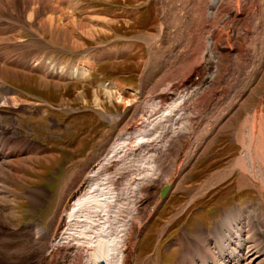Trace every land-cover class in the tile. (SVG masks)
I'll return each instance as SVG.
<instances>
[{
  "label": "rangeland",
  "instance_id": "rangeland-1",
  "mask_svg": "<svg viewBox=\"0 0 264 264\" xmlns=\"http://www.w3.org/2000/svg\"><path fill=\"white\" fill-rule=\"evenodd\" d=\"M59 1L55 0V3L64 7L65 14L49 12L50 17L59 26L75 32L80 45L77 48L69 40L63 43L57 39L56 33L48 34V41H43L23 26L7 32V36L11 33L14 42L7 46V55L22 60L23 64L29 61L35 68L28 72L25 65L24 68L18 67L19 72L32 73V78L28 75L21 76L19 80L11 76L7 78L9 85L15 91L16 87L18 89V107L0 109V127L7 128L9 134L12 132L17 137L30 139L23 142V149L21 140H18L21 145L18 147L23 151L19 149L15 155L6 156L0 165V264H93V255L88 252L91 245L87 244V233L89 229L99 227L93 223L98 220L96 216L99 219L101 216L114 218L115 223L122 218L121 215L138 217L143 208L149 211L161 183L171 179L175 182L170 196L153 216L150 215L151 220L149 218L150 221L145 222L141 242L139 239L137 244L136 264L143 261V264H176L181 256V247L174 245V249L169 248L172 240L180 238L186 227L192 233L204 228L201 220L214 228L216 220L228 212H234L239 221L251 217L250 220H256L255 225L264 233L263 218L253 207L259 206L264 212V193L259 186L264 184L261 175L264 173V122L258 118L259 110L264 108V21L259 35L250 33L255 36L246 39L252 42L245 41L247 49L255 45L258 50L257 67L249 68V73L243 70L245 79L241 75L237 85L215 93L213 103L207 108L191 103L190 97L186 99L184 105L194 109L186 110L192 115L190 120L193 124L184 125L185 122L178 120L180 113L176 110L179 107L169 115L170 105L178 99L176 96L188 95L186 92H192V88L181 89L183 91L176 95L172 93L163 108L156 109L140 123L147 112L148 102L157 96L164 79L173 71L172 76L178 75L177 51L184 49L185 42L192 40L190 30L195 28V23L192 22L193 26L190 16L200 13V7L193 13L196 0ZM13 3L7 0L6 5L12 8ZM15 8L34 27L49 15L41 9L36 13L31 8L24 12L20 2L15 4ZM140 11H143L141 15ZM73 19L80 20L83 27H74ZM13 22L21 24L17 19ZM130 43L135 45V52L125 59L129 47H132ZM118 44L122 48L120 57L116 55L112 59L100 60L93 67L96 69L90 71L91 75H82L83 78L72 75L75 66L86 67L89 53H99L101 47L105 52H118ZM3 61L7 67H13L7 60ZM37 67L47 68L43 71ZM244 73H251L252 77L246 78ZM42 79L50 84L41 82ZM195 79L197 84L194 87H198L201 93L203 81H199L198 76ZM225 80L223 85L227 82ZM106 81L114 84L116 92L105 91L100 84ZM241 82L248 83L247 88ZM220 96L224 105L221 106L220 101L217 108L214 104ZM199 116L208 118L199 123ZM136 135L143 138L137 141L141 145L132 143L136 142ZM124 137L129 138L127 145L114 150V144ZM177 144H182V148L179 149ZM9 161H14L15 165ZM238 165H245L247 172ZM224 173L232 176L230 186L203 197L210 187H214H208L207 181ZM204 187L208 188L203 190ZM85 193L90 196L87 199L90 205L84 203L85 207L81 205L72 213L74 223L80 221L73 231L72 240L67 236L70 233L65 231L69 211L74 203L84 202L81 198ZM100 193L106 199L105 206L100 204L103 209L96 203ZM190 199H194L192 207L178 216ZM209 202L210 206L203 209L202 204ZM230 207L232 209L227 210ZM85 221L93 223V226L84 229ZM114 226L111 230L115 238L111 236L110 239L116 243L120 238L116 232L120 228L116 224ZM163 228H168L165 232L170 235L162 248L158 245L157 235H162ZM98 260V264L104 261L102 258Z\"/></svg>",
  "mask_w": 264,
  "mask_h": 264
},
{
  "label": "bare ground",
  "instance_id": "bare-ground-1",
  "mask_svg": "<svg viewBox=\"0 0 264 264\" xmlns=\"http://www.w3.org/2000/svg\"><path fill=\"white\" fill-rule=\"evenodd\" d=\"M10 1L14 2L12 4V8H9L6 5L7 0H0V109L7 107V106L10 108L18 107V100L16 97V91L14 88H12L11 85H9L7 78H10V76H11V77H14L15 79L19 80L21 78V76L25 77L26 75H28L29 78H32V76H33L32 73L29 74L26 72L25 73L19 72L18 67L20 68V66L25 65V68L29 69L28 72L32 71L33 68L35 67L29 61L24 60L25 62L23 64L22 60H20V59L18 60V58L13 59L7 55V53H6L7 46H10V44L14 43L12 41V38L10 37L11 33H10V36H7V34H8L7 32H9L11 29L13 31V28H16L17 26H23V28H25L29 32L33 33L35 35V37L39 40L48 41L47 35L52 34V33L53 34L56 33L57 39L62 40L63 43H65V41L69 40L71 43H73L74 47L77 48L78 46H80V45H78L79 43L77 44L78 41L76 40L74 31H69L64 27L59 26L58 23L56 24V21H54L50 17L49 12H52V13H59L60 12V13L65 14L64 7H59L58 3H55V0H10ZM18 2L23 4V11L24 12H26L29 8H31L32 11H35L34 13L39 12L38 9H41L44 13L49 14L48 18L43 19L42 21H40L38 23V25H36L34 27L31 23H28L26 21L27 19L25 20L24 17H22V15H20L17 12V10L15 8V4H17ZM56 2H57V0H56ZM58 2L60 3L59 0H58ZM63 4H64V2H63ZM61 5H62V3L60 4V6ZM194 6H195V8L193 9V11H194L193 13H196V10L199 7H200V13L197 12L198 15L192 14L190 16V18L192 20L191 23L192 22L195 23V28H193V30L192 29L190 30V31H192L191 32L192 34L190 35L193 37L192 40L190 41L188 39L189 43L185 42L186 44L188 43V45L186 46V44H185V46H184L185 48L182 46L184 49L181 48L177 51V53H178L177 57L179 58L178 59L179 60L178 61L179 68L176 70V73L178 75L172 76L174 71H173V73H170V74L168 73L169 75L164 79L165 83H164L163 87L160 89V91L157 92L158 93L157 96L153 97L148 102V105H147L148 109H146L147 112L144 113L143 117H141V119H142L141 121H140V119L138 120V121H140V123L142 121L144 122V119L146 120L148 117H150L149 115L153 111H155L156 109L163 108L165 106V104L168 102V100L171 98L170 95L172 93H174V95H176V93L183 91L181 89L186 90L187 88H192L193 89L192 92L191 91L186 92V93H189L188 94L189 96L187 94H184L185 96H182V97H180L181 96L180 94L176 96L178 99L177 100L175 99L176 101H173L172 105H170L169 115L170 116L172 115V112L174 111L173 109H175L176 107L177 108L179 107L178 110H176V112L180 113V116L178 115L179 116L178 120L185 122L184 125L185 124L189 125L188 124L189 122L193 124V121L190 120L192 115L189 113H186V110L189 108V107H186V105H184V104H186V99L188 100L191 98V103L193 102V104L196 103V105H199V106L202 105L204 108L205 107L207 108L209 105H211L213 103L212 100H214L215 93H217V94L221 93L219 90L230 89V88H232V86L237 85V83L239 82L238 79L242 75L243 70L248 71L249 68L252 69L253 66L257 65V63H256V62H258L257 59L259 60V58L257 57V55H259L258 50L256 47H254L255 46L254 45L253 47H249V48H253V49L250 50L248 48L250 50V51H248V49L246 48V45H245V41L246 42L251 41V40L246 39V37H248V36L249 37L253 36L250 33L259 35V31H260V29H262L261 25H262V22L264 21L263 20L264 19V16H263V11H264L263 0H196ZM16 19L19 21V23L21 22L20 25H17L13 22ZM58 19H60L59 16H58ZM254 19H256V22L253 21ZM251 21L254 22V23H252V25L250 23ZM72 23L74 24V27H76L77 29H81L83 27V23H81L80 20L73 19ZM194 23H192L193 26H194ZM41 29H42V31H41ZM188 29H190V28H188ZM190 31H189V33H190ZM92 34H93V32L91 33V35ZM208 38H211V39H208ZM243 38H244V40H243ZM250 38H252V37H250ZM149 41H151V40H149ZM11 42H13V43H11ZM3 60H7L9 62V64L11 65V67L12 66L13 67L12 68L7 67L5 65V63H3L4 62ZM175 65L177 66V64H175ZM23 68H24V66H23ZM76 72H77L76 75H81V73L84 72V70H82L81 72L80 71H76ZM248 73H249V71H248ZM252 73H253V71H252ZM244 74H246V73H244ZM250 75H251V73H250ZM250 75L246 74V76H247L246 78H251L252 75H251V77H248ZM197 76L199 77V81L200 80L203 81V89H201V91L202 90L203 91L201 93H200V90L198 89V87H196V88L194 87V85L197 84V82H195V80H196L195 77H197ZM243 76H245V75H242V78H243ZM189 79H191V81ZM244 79L245 78H243V80ZM224 80L227 81L225 83L226 85L225 84L223 85ZM247 80H245V81H247ZM202 81H201V83H202ZM41 82H44L45 84H48V85L50 84L49 82H46L43 79L41 80ZM248 83H246V84H248ZM158 84H159V82H158ZM241 84H244L246 86L245 83L241 82ZM241 84H239V85H241ZM255 86L258 87V85H255ZM257 87H254V89L255 88L257 89ZM246 88H247V86H246ZM190 93H192V94H190ZM221 100H222V98L220 96L218 98V101H216V103L214 104V106L217 107L220 104L219 102ZM201 102H203V103H201ZM182 104L184 106H182ZM222 105H224V104L221 101V106ZM180 106H182V107H180ZM190 108L188 110H190ZM191 109H193V108H191ZM258 113H259L258 118H259V120H262V123H263L264 122V108H261ZM170 116H168V117H170ZM194 116L195 115H193V118H194ZM207 118H208V116H199L197 118V120L199 123H201L202 121H204V119H207ZM193 120L195 121V119H193ZM180 121H179V123H181ZM194 123H196V122H194ZM182 125H183V123H182ZM142 126L145 127L144 124ZM138 127H139V125H138ZM143 127H141V128H143ZM253 133H256V132L253 131ZM131 137H133V135H131ZM8 138H10V141L12 144L16 142V138H14V135H9V134H6L4 131H2V132L0 131V165L3 163L2 162L3 156H7L8 154L9 155L10 154L15 155L18 152V150L21 149L20 148L21 145H19L20 147L15 145L14 148L17 146L18 149H14L13 147H10V149H14V150H12L11 152H8V150L6 149V145H4V141L7 140ZM129 138H130V136H129ZM129 138L124 137V139H121L122 143L118 142L115 145L118 146L119 148H120V146L123 147V145H127L126 142ZM250 138H252V137H250ZM3 139H4V141H3ZM131 139L132 138H130V140ZM141 139H143V138H140L139 136L136 135V137H135L136 142L132 141V143H137V141L141 140ZM249 142H251V141H249ZM253 143H255V142H253ZM129 144H130V142H129ZM138 144H140V143H137V145ZM177 145H179V146H177L179 149L182 148V144H177ZM116 146L113 148L114 150H116ZM252 146H254V145H252ZM22 149H23V145H22ZM24 149H25V147H24ZM114 150H112V151H114ZM18 154H20V152ZM255 154H256V152H255ZM109 158H110V156H109ZM13 162L14 161H12L10 163H13ZM111 162H112V159L109 163H111ZM243 162L241 160V163H243ZM245 165H246V162H245ZM238 166H241V165H238ZM244 166L243 167L241 166V167L243 168V170L245 172H247L248 168H246ZM263 171H264V169H263ZM175 174H177V173H175ZM261 175L264 178V173H262ZM169 181L172 182L173 186H174L175 180L171 179ZM259 186H261L262 191L264 193V184H260ZM206 188H208V187H204L203 190H205ZM203 190H202V192H203ZM86 195H87V197H86ZM83 196H85V197H82L83 199L81 198V200L84 202L80 201V202H82V204L80 203L79 205H78V203H76L77 205L74 203V205L71 207V209L69 211L68 222H67V226H66L67 229L65 228L66 229L65 231L70 233L69 235H67V234L66 235L69 237H72V240H74V234H75V232H73V231L76 229L77 225L80 223L79 220H77L74 223L73 219H71L72 213L74 214L75 209L81 205H82V207L83 206L85 207L86 206L85 204L90 205V201H87V199L90 198L89 194L85 193V195H83ZM94 196H92V197H94ZM95 198H96V196H95ZM263 200H264V198H263ZM147 201H149V200H147ZM97 202L99 205L100 204L104 205L106 202L105 196L100 193V199H97L96 203ZM141 203H144V200L141 201ZM103 205H100V209H103ZM159 205H160V202L155 200L154 202H151V204L149 206L150 207L149 211H146V210L144 211V208L143 209L141 208L142 210L140 211V214L138 217H136L135 215H133V216L132 215H130V216L125 215V217L123 215H121L122 218L120 220H116L117 221L116 223H115L114 218L112 220V219H108V218L106 219L103 216H101L102 218H100V219H102V220L99 221L100 219L96 216V218L98 220L97 221L94 220L93 223L94 224L96 223L97 224L96 226H99V227H95V228L93 227L94 230L89 229L88 233L86 232L88 234V237H89L87 244L92 246V247L90 246L91 249L88 250V252L90 251V253H92L91 255H93L91 257L93 264H98V262H99L98 259H101V258L104 259V261H107V264H136L137 241H138V239H139V237L143 231V227L145 225V222H147V220L150 218V215L154 214V212L157 210ZM253 207H254V211L257 212V214H258V212L261 214L260 216H262L261 218H263V221H264V212L260 210L259 206L256 207L254 205ZM84 211H86V210H84ZM82 212H83V210H82ZM103 213H105V212H103ZM257 214H256V216H258ZM235 215L236 214H234V212H228L224 216V219L227 222V232L223 233V232H219L217 230L215 231L214 235H217L216 240H217L218 245L213 246V247L211 245H207V246L199 247V248L198 247L197 248H183L181 251V256H180V258H178L179 260H177L176 264H264V233L260 232V230L258 229L259 226L257 227V225H255L254 221H256V220L252 221V219L250 220V218H251L250 217L249 219H242L239 221L237 218H235L236 217ZM261 218L260 219L258 218V219L261 220ZM94 219H95V217H94ZM81 221H82V219H81ZM87 221H89V220H87ZM87 221H85V223H84V226H85L84 229L88 228L89 225L93 226V223L91 224L90 222H87ZM258 222L260 223V221H258ZM115 224L117 225L118 228H120V229H118V232H116L117 236H120V238L116 240V243H118V245L114 242V240L110 239L111 236H114L113 235L114 232H113V230H111V228H112V226L114 228ZM82 227L83 226H81V228ZM102 227H104V228H102ZM263 227H264V223H263ZM97 230L100 232L99 235L97 234V233H99ZM104 230H106V231H104ZM92 233H93V236H92ZM103 233H105L104 238L101 237L103 235ZM38 234H40V230H39ZM55 235L56 234H54V237H55ZM66 235H65V237H66ZM114 238H115V236H114ZM47 240H49V239H47ZM89 240L90 241L92 240V242H89ZM104 240L106 242H104ZM51 241H49V242H51ZM52 243L53 242H51V244ZM112 249H114V250L112 251ZM44 252H45V250H44ZM80 259H84V258H80ZM75 261H78V260H75ZM79 262H81V261H79ZM48 263H49V261H48ZM71 264H73V263H71Z\"/></svg>",
  "mask_w": 264,
  "mask_h": 264
},
{
  "label": "crops",
  "instance_id": "crops-1",
  "mask_svg": "<svg viewBox=\"0 0 264 264\" xmlns=\"http://www.w3.org/2000/svg\"><path fill=\"white\" fill-rule=\"evenodd\" d=\"M235 169L236 168H234L231 171H234ZM221 170H223V169H221ZM228 178H230V176L228 177L225 173L222 174V175L221 174H218L217 176L215 175L214 179H212L210 181H207L208 182V187H210V186H214V187L218 186V185L222 184L223 182H225Z\"/></svg>",
  "mask_w": 264,
  "mask_h": 264
},
{
  "label": "water",
  "instance_id": "water-1",
  "mask_svg": "<svg viewBox=\"0 0 264 264\" xmlns=\"http://www.w3.org/2000/svg\"><path fill=\"white\" fill-rule=\"evenodd\" d=\"M170 187H171L170 185L164 186L162 193H161L162 198L166 197V195L168 194V191L170 190Z\"/></svg>",
  "mask_w": 264,
  "mask_h": 264
}]
</instances>
